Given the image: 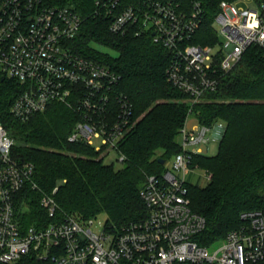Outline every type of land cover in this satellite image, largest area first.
I'll list each match as a JSON object with an SVG mask.
<instances>
[{"label": "built area", "instance_id": "2783aa9c", "mask_svg": "<svg viewBox=\"0 0 264 264\" xmlns=\"http://www.w3.org/2000/svg\"><path fill=\"white\" fill-rule=\"evenodd\" d=\"M64 0H0V74L18 87L11 114L27 121L52 103L75 111L79 121L70 143L97 152L118 153L134 111L117 90L120 76L108 65L75 52L73 43L86 20ZM246 3V7H239ZM95 0L91 17L107 21L112 35L149 36L170 54L167 81L195 104L218 90L252 47L264 48V0ZM212 17L220 27L217 42H194ZM187 118L180 134L181 153L166 161L161 176L151 175L140 192L146 207L141 221L111 231L96 218L64 213L52 195L33 183L32 165L11 155L13 139L0 123V264L34 257L50 264H264V214L241 215L242 225L227 234L213 253L199 244L206 228L192 212L186 177L193 156L221 140L223 124L213 128ZM98 142V144H97ZM126 158L119 154L124 165ZM40 191L39 206L50 223L23 227L29 206L19 199L27 188ZM101 224V223H99Z\"/></svg>", "mask_w": 264, "mask_h": 264}, {"label": "trees", "instance_id": "16d2710c", "mask_svg": "<svg viewBox=\"0 0 264 264\" xmlns=\"http://www.w3.org/2000/svg\"><path fill=\"white\" fill-rule=\"evenodd\" d=\"M215 10L221 0H210ZM95 0H64L86 18L75 52L110 66L119 76L117 90L132 104L134 117L130 129L118 144V154L126 160L121 169L106 164L93 147L70 143L79 116L64 104L55 102L46 111L23 122L11 114L19 90L0 74V123L13 139L11 155L19 164L34 168L33 183L52 195L66 214L82 219L106 215L107 227H121L146 217L140 192L151 175L161 176L160 160H171L181 153L180 134L188 117L213 128L223 124L215 155L193 156V166L207 173L206 187L188 186L192 212L206 221L197 241L213 247L232 230L241 227V215L264 214V48L252 47L240 63L221 77L218 90L200 103L189 98L167 81L170 54L154 45L149 36L112 35L105 19L91 17ZM214 10L212 12H214ZM194 42H217L210 17ZM101 44L116 56L94 50ZM40 191L27 187L19 196L27 212L21 215L23 227L48 224L39 206ZM16 264H50L26 257Z\"/></svg>", "mask_w": 264, "mask_h": 264}, {"label": "rangeland", "instance_id": "374dc122", "mask_svg": "<svg viewBox=\"0 0 264 264\" xmlns=\"http://www.w3.org/2000/svg\"><path fill=\"white\" fill-rule=\"evenodd\" d=\"M239 7H246V3H242ZM215 29L219 32L220 31V27L218 25H215ZM219 39V37H218ZM92 48L94 50H96L97 52L104 54V55H108L110 57H115L116 53L113 52L112 50H110L109 48L101 45V44H96V43H92L91 44ZM190 105L193 104L192 102H189ZM190 119H192L189 124L192 126L193 124H195V121L193 120L192 117H190ZM224 126V125H223ZM180 141V139H179ZM98 144V142H97ZM205 151V154L207 155H215L218 152V148H219V141L213 142L209 145V147H200ZM101 156L104 158V162L106 164L109 165H113L115 169H121V167L123 165L120 164L119 162V154L116 151L113 150H109L106 149L102 152ZM209 180L207 178V173L206 171H204L203 169H200L198 167H194V171H192L191 173H189L186 177V185L188 186H197L200 188H204L208 185ZM106 221V215L105 214H101L99 216L96 217L95 220V226L93 227L94 232L98 233L101 231L102 228V224L105 223ZM101 223V224H99ZM219 245H215L213 247L210 248V252L213 253L214 251H216L218 249Z\"/></svg>", "mask_w": 264, "mask_h": 264}, {"label": "water", "instance_id": "95a60500", "mask_svg": "<svg viewBox=\"0 0 264 264\" xmlns=\"http://www.w3.org/2000/svg\"><path fill=\"white\" fill-rule=\"evenodd\" d=\"M159 162L161 165H164L166 163V160L161 159Z\"/></svg>", "mask_w": 264, "mask_h": 264}]
</instances>
